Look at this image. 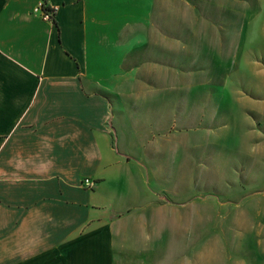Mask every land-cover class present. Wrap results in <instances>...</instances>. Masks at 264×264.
<instances>
[{
    "label": "crops",
    "instance_id": "crops-1",
    "mask_svg": "<svg viewBox=\"0 0 264 264\" xmlns=\"http://www.w3.org/2000/svg\"><path fill=\"white\" fill-rule=\"evenodd\" d=\"M42 1L0 0V264H126L147 218L106 190L141 195L118 133L156 82L158 0H47L57 23Z\"/></svg>",
    "mask_w": 264,
    "mask_h": 264
},
{
    "label": "rangeland",
    "instance_id": "rangeland-1",
    "mask_svg": "<svg viewBox=\"0 0 264 264\" xmlns=\"http://www.w3.org/2000/svg\"><path fill=\"white\" fill-rule=\"evenodd\" d=\"M156 23L118 133L141 195L106 190L147 218L126 264H264V0H158Z\"/></svg>",
    "mask_w": 264,
    "mask_h": 264
},
{
    "label": "built area",
    "instance_id": "built-area-1",
    "mask_svg": "<svg viewBox=\"0 0 264 264\" xmlns=\"http://www.w3.org/2000/svg\"><path fill=\"white\" fill-rule=\"evenodd\" d=\"M36 10L42 12L45 18H51V13L44 9L43 1L37 6ZM82 183L83 186L87 189H92L96 186L95 180L90 177L84 178Z\"/></svg>",
    "mask_w": 264,
    "mask_h": 264
},
{
    "label": "trees",
    "instance_id": "trees-1",
    "mask_svg": "<svg viewBox=\"0 0 264 264\" xmlns=\"http://www.w3.org/2000/svg\"><path fill=\"white\" fill-rule=\"evenodd\" d=\"M43 4H44V9L48 12L51 13V19L57 23L56 21V18H55V13H56V9L55 8H50L48 5H47V0H43Z\"/></svg>",
    "mask_w": 264,
    "mask_h": 264
}]
</instances>
